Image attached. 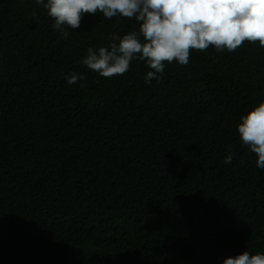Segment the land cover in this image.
Wrapping results in <instances>:
<instances>
[{
  "label": "trees",
  "instance_id": "obj_1",
  "mask_svg": "<svg viewBox=\"0 0 264 264\" xmlns=\"http://www.w3.org/2000/svg\"><path fill=\"white\" fill-rule=\"evenodd\" d=\"M54 22L35 0H0V264L264 253V169L237 130L264 103V46L192 49L146 84L143 61L110 78L81 63L135 19L83 14L67 39Z\"/></svg>",
  "mask_w": 264,
  "mask_h": 264
},
{
  "label": "clouds",
  "instance_id": "obj_2",
  "mask_svg": "<svg viewBox=\"0 0 264 264\" xmlns=\"http://www.w3.org/2000/svg\"><path fill=\"white\" fill-rule=\"evenodd\" d=\"M54 18V30L65 39L69 28L78 29L83 14L102 13L114 17L135 19L139 31L123 37L112 35V42L98 50L89 48L81 63L101 77L110 78L129 71L131 62H145L150 69L145 83L157 81L167 62L189 63L190 50H206L214 46L217 52H234L244 41L264 46V0H35ZM33 15H36L33 13ZM143 38V39H141ZM85 77L71 73L69 85ZM83 86V85H81ZM240 139L257 156L256 166L264 169V103L241 117L237 126ZM229 154L224 162L231 163ZM223 264H264V253L250 255L244 251L229 257Z\"/></svg>",
  "mask_w": 264,
  "mask_h": 264
}]
</instances>
